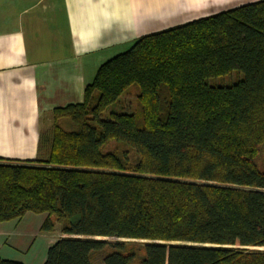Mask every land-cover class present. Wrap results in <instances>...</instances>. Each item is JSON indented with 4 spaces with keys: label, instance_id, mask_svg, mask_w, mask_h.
I'll return each mask as SVG.
<instances>
[{
    "label": "trees",
    "instance_id": "1",
    "mask_svg": "<svg viewBox=\"0 0 264 264\" xmlns=\"http://www.w3.org/2000/svg\"><path fill=\"white\" fill-rule=\"evenodd\" d=\"M42 140L45 159L0 158V223L58 226L43 264H264V0L140 37Z\"/></svg>",
    "mask_w": 264,
    "mask_h": 264
},
{
    "label": "crops",
    "instance_id": "2",
    "mask_svg": "<svg viewBox=\"0 0 264 264\" xmlns=\"http://www.w3.org/2000/svg\"><path fill=\"white\" fill-rule=\"evenodd\" d=\"M257 1L0 0V158L45 159L52 111L81 104L97 69L140 37ZM44 219L0 223V259L43 264L55 242Z\"/></svg>",
    "mask_w": 264,
    "mask_h": 264
},
{
    "label": "rangeland",
    "instance_id": "3",
    "mask_svg": "<svg viewBox=\"0 0 264 264\" xmlns=\"http://www.w3.org/2000/svg\"><path fill=\"white\" fill-rule=\"evenodd\" d=\"M236 73L233 72L231 75L229 76H225V77H219L213 80H210L209 82L215 85H229L234 81ZM137 93V87L135 85L130 86L126 92L120 97V105L124 106L125 108H127L130 111L135 110V95ZM58 125H60L61 128L65 129V130H71L73 128L72 124L69 123V121L67 119H62L58 122ZM44 126V125H43ZM50 130V128H49ZM50 132V131H48ZM47 133V132H46ZM45 133H43V138L46 137V135H44ZM49 134V133H47ZM44 140H42V146H44ZM42 148V147H41ZM113 148H115L114 144H109L106 146L105 151H110ZM258 166L260 169L263 168L264 166V153L260 156L259 160H258ZM44 235V234H43ZM46 236L50 237V239L52 241H57V239H60L64 236H62L59 233L58 230V226H56L54 232L46 234ZM45 236V237H46ZM97 240H102V239H97ZM54 242V243H55ZM121 243H124V245L129 249H141L142 246V242L141 241H131V240H121ZM108 251V249H105L99 253H96L93 258H92V264H102L101 263V259L102 256Z\"/></svg>",
    "mask_w": 264,
    "mask_h": 264
}]
</instances>
